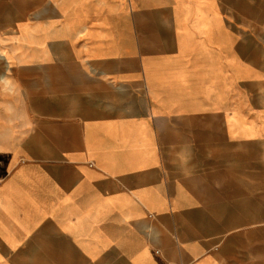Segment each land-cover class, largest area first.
Masks as SVG:
<instances>
[{"label":"crops","instance_id":"0c3cea01","mask_svg":"<svg viewBox=\"0 0 264 264\" xmlns=\"http://www.w3.org/2000/svg\"><path fill=\"white\" fill-rule=\"evenodd\" d=\"M252 9L0 0V264H264Z\"/></svg>","mask_w":264,"mask_h":264},{"label":"rangeland","instance_id":"374dc122","mask_svg":"<svg viewBox=\"0 0 264 264\" xmlns=\"http://www.w3.org/2000/svg\"><path fill=\"white\" fill-rule=\"evenodd\" d=\"M253 35L264 45V0H252ZM248 13V11H247Z\"/></svg>","mask_w":264,"mask_h":264},{"label":"built area","instance_id":"2783aa9c","mask_svg":"<svg viewBox=\"0 0 264 264\" xmlns=\"http://www.w3.org/2000/svg\"><path fill=\"white\" fill-rule=\"evenodd\" d=\"M171 264H177V263H171Z\"/></svg>","mask_w":264,"mask_h":264}]
</instances>
